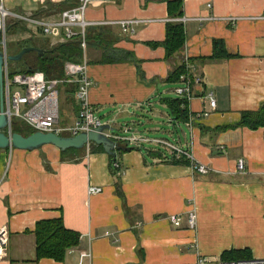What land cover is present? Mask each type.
<instances>
[{
	"label": "crops",
	"instance_id": "0c3cea01",
	"mask_svg": "<svg viewBox=\"0 0 264 264\" xmlns=\"http://www.w3.org/2000/svg\"><path fill=\"white\" fill-rule=\"evenodd\" d=\"M176 1H182L187 20L181 56L194 60L201 79L188 105L191 122L176 120L166 103L179 99L180 83L168 79L181 56L168 59L166 49L154 45L166 40L173 21L169 3ZM39 5L25 0L6 7L36 13ZM86 20L103 23L89 29L86 57L89 99L108 118L107 133L129 126L132 135L175 142L209 172L175 165L168 150L153 144H121L130 150L117 151L112 160L120 169L117 177L110 156L90 147L72 160L54 146L0 151V228L9 238L0 264H217L225 252L244 250L264 259V128L232 129L243 113L264 104V0H92ZM121 21L138 22L135 32L108 24ZM45 39L57 46L28 29L18 37ZM216 40L230 57L204 62ZM71 112L66 128L78 120V102ZM143 114L151 116L150 125L135 121ZM241 160L244 174L237 168ZM90 187L102 192L91 194ZM173 217L182 218L181 226ZM60 219L80 235V244L63 262L38 259L36 225Z\"/></svg>",
	"mask_w": 264,
	"mask_h": 264
},
{
	"label": "built area",
	"instance_id": "2783aa9c",
	"mask_svg": "<svg viewBox=\"0 0 264 264\" xmlns=\"http://www.w3.org/2000/svg\"><path fill=\"white\" fill-rule=\"evenodd\" d=\"M62 0H37V3L44 6L47 3L59 4ZM92 0H79V5L73 9L64 11L55 17L36 16L35 12H15L6 6V0H0V51L4 53V103L5 115L9 120L10 130L17 121L24 122L36 132L55 133L65 136L69 133L70 137L78 136L81 133L97 131L104 125L102 119L97 117L98 109L94 107L89 99L92 81L88 74V60L86 51L88 49L87 35L89 29L101 26L103 23H92L86 20V13ZM11 21L22 24L34 34H41L50 39L53 45L67 44L77 41L83 51V61L81 63L67 62L64 66V80H48L41 72L31 75L18 74L10 76L9 71V52L7 33ZM183 25L187 20L180 18L175 20ZM136 21L108 22L109 25H118L124 33H134L133 27ZM132 29V30H131ZM184 64L187 73L180 78L181 83L175 89L177 98L185 101L187 106L193 99L192 88L201 84V79L197 75V69L190 62L188 56L184 57ZM65 84L77 86L75 99L78 102V120L71 127L60 126V87ZM212 110L216 108V100L213 94L208 97ZM191 122V116H190ZM105 133L119 145L123 143L140 147L142 144H153L166 149L174 160L187 159L191 161L192 167L196 172L208 174L209 170L205 166L195 164L191 153L184 147L163 139H151L146 136L132 135L129 126H125L122 132L116 134ZM90 146H88L89 148ZM116 168L119 166L116 164ZM238 172L244 174L246 165L243 160L238 163ZM101 188L90 187L91 194H99ZM181 217H173L172 222L176 226H181ZM196 213L189 214V226L192 230L196 228ZM8 232L6 228H0V261L7 255ZM90 257V253H83L82 257ZM217 264H264V259H242L236 261H218Z\"/></svg>",
	"mask_w": 264,
	"mask_h": 264
},
{
	"label": "trees",
	"instance_id": "16d2710c",
	"mask_svg": "<svg viewBox=\"0 0 264 264\" xmlns=\"http://www.w3.org/2000/svg\"><path fill=\"white\" fill-rule=\"evenodd\" d=\"M50 4V5H49ZM48 10H38L35 15L46 17L49 15L62 13L64 11L73 9L79 5V0H65L64 2L51 5L48 3ZM182 1H176L169 3V15L173 20L167 26L166 40L161 44H154L155 46H163L166 49V55L168 59H174L180 57L186 44V32L184 25L175 20L183 17ZM26 29L25 26L19 23L11 24L8 28V32H13L17 28ZM92 31L89 30L87 38L88 42L91 40ZM40 48L47 51V53L40 57L36 53H30L24 56L20 62H10L9 71L10 76L13 77L18 74L31 75L35 72H41L48 80H64L65 72L64 66L67 62L81 63L83 61V51L80 44L77 41H72L67 44H60L55 47H50L49 40H31L16 46L9 48L8 52L11 56L18 55L24 48ZM229 54L226 50L223 41L216 40L214 42V54L212 57L203 59V61L220 60L229 58ZM184 56H181L180 65L170 75V83H181L180 78L187 73V67L184 64ZM194 61V60H193ZM190 60L191 63H194ZM77 90V86L74 84H65L60 87V93H63L67 99H73ZM166 103L170 109V113L174 118L180 122H186L190 118L187 103L181 99L166 100ZM248 128L251 130H258L264 128V104L257 112H245L242 114L241 123L233 127L236 128ZM13 132L28 137L34 134L36 131L27 126L22 121H17L13 125ZM118 152H124L130 150L127 146H121ZM90 149L94 153H104L102 146L90 145ZM84 150H68L62 152L64 159L72 160L82 155ZM110 169L114 177L120 176V169L116 168L115 163L110 157ZM175 165H190L191 161L187 159L172 160ZM37 239V257L38 259H53L57 262H63L66 252L69 249L77 247L80 244V235L76 232L67 230L64 226L62 219L54 221H42L36 225L34 231ZM223 261H236L242 259L251 258V252L244 251H230L225 252L221 258Z\"/></svg>",
	"mask_w": 264,
	"mask_h": 264
},
{
	"label": "water",
	"instance_id": "95a60500",
	"mask_svg": "<svg viewBox=\"0 0 264 264\" xmlns=\"http://www.w3.org/2000/svg\"><path fill=\"white\" fill-rule=\"evenodd\" d=\"M36 53L43 57L47 51L40 48H24L18 55L9 56L10 62H20L25 55ZM4 53L0 51V151L3 150H23L36 151L45 146H54L61 152L68 150H84L91 144L102 146L105 153L108 154L113 161L117 159V151L120 145L112 140L105 132L112 131V128L105 124L97 131L89 133H81L78 136H59L55 133L35 132L25 137L21 134L14 133L10 130L8 117L5 115L4 103Z\"/></svg>",
	"mask_w": 264,
	"mask_h": 264
},
{
	"label": "rangeland",
	"instance_id": "374dc122",
	"mask_svg": "<svg viewBox=\"0 0 264 264\" xmlns=\"http://www.w3.org/2000/svg\"><path fill=\"white\" fill-rule=\"evenodd\" d=\"M10 3H12V4H24L25 0H6V5H10ZM49 5H48V3L46 5H44V6L39 5L41 10L38 7L36 9V12L38 11V9L40 11L48 10L49 9L48 8ZM51 5H57V4L51 3ZM15 12H19V11H15ZM14 23H15V21H11L10 25L14 24ZM26 33H27V29L21 28L20 26H19V28H17L13 32H8L7 33V42H8L9 48H13V47H16L18 45L21 46V44L24 43V41H20L19 42L18 41V37H19V35H24ZM50 47H55V46L50 45ZM76 103H74V101L72 99H67L66 96L63 93L60 94V109H61L60 110V114H61L60 115V126L61 127H65V126L70 125L72 123V115H71L72 112L71 111H73L74 106L76 105ZM147 112H150V111L148 110ZM102 115H103L102 113H98L97 112V117L102 119V121L104 123L108 122V118H105ZM138 116L139 117H137L135 119V121H139V123L148 122L147 125H150V120H152L151 116H149L148 114H143V115H138ZM120 123H122V122H120ZM145 126L146 125H141L142 131H144V127ZM64 135L65 136H69L70 134L69 133H64Z\"/></svg>",
	"mask_w": 264,
	"mask_h": 264
}]
</instances>
